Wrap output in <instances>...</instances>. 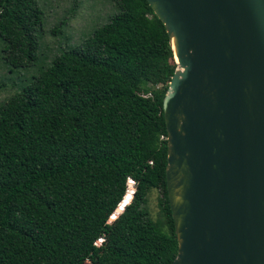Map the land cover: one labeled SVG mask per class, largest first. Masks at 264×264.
Instances as JSON below:
<instances>
[{
	"label": "trees",
	"instance_id": "trees-1",
	"mask_svg": "<svg viewBox=\"0 0 264 264\" xmlns=\"http://www.w3.org/2000/svg\"><path fill=\"white\" fill-rule=\"evenodd\" d=\"M109 1L107 22L0 105V264H171L177 256L163 109L177 62L148 0ZM43 24L39 0H0L10 64L39 58ZM155 189L158 219L148 207Z\"/></svg>",
	"mask_w": 264,
	"mask_h": 264
},
{
	"label": "water",
	"instance_id": "water-1",
	"mask_svg": "<svg viewBox=\"0 0 264 264\" xmlns=\"http://www.w3.org/2000/svg\"><path fill=\"white\" fill-rule=\"evenodd\" d=\"M148 2L177 62L163 99L171 264H264V0Z\"/></svg>",
	"mask_w": 264,
	"mask_h": 264
},
{
	"label": "rangeland",
	"instance_id": "rangeland-1",
	"mask_svg": "<svg viewBox=\"0 0 264 264\" xmlns=\"http://www.w3.org/2000/svg\"><path fill=\"white\" fill-rule=\"evenodd\" d=\"M39 3L44 11V24L36 61L19 67L10 64L0 39V105L20 91L63 48L79 44L115 13L109 0H39ZM159 196L156 189L149 196L148 207L154 219L161 217Z\"/></svg>",
	"mask_w": 264,
	"mask_h": 264
}]
</instances>
